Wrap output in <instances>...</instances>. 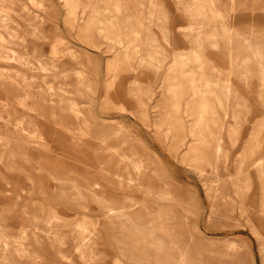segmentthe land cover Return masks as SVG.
<instances>
[{"label": "rangeland", "instance_id": "1", "mask_svg": "<svg viewBox=\"0 0 264 264\" xmlns=\"http://www.w3.org/2000/svg\"><path fill=\"white\" fill-rule=\"evenodd\" d=\"M213 2L0 0V264H264V0Z\"/></svg>", "mask_w": 264, "mask_h": 264}, {"label": "bare ground", "instance_id": "2", "mask_svg": "<svg viewBox=\"0 0 264 264\" xmlns=\"http://www.w3.org/2000/svg\"><path fill=\"white\" fill-rule=\"evenodd\" d=\"M210 1H212L213 2V0H210ZM199 3V2H198ZM214 3V2H213ZM198 5V4H197ZM233 9H234V7H233ZM52 95H53V93H52ZM76 110V109H75ZM78 112H80V111H78ZM77 114V113H76ZM203 119H206V117H203ZM205 121V120H204ZM204 121L203 122H201V123H204ZM208 121V120H207ZM206 121V123H209V122H207ZM208 125V124H207ZM209 144V143H208ZM218 147V146H217ZM218 149V148H217ZM220 150V149H219ZM151 190V189H150ZM130 203V202H129ZM107 214H108V216L110 217V216H115V217H117L118 219H120V221L122 222V223H124L125 221H126V218H127V212H126V210L124 209V208H122V207H107ZM106 214V213H105ZM52 216V215H51ZM53 217V216H52ZM48 218H50V217H48ZM53 218H55V216L53 217ZM111 218V217H110ZM49 220V219H48ZM53 223V222H52ZM35 224V223H34ZM33 224V225H34ZM36 224H37V222H36ZM142 224V223H141ZM39 225V224H38ZM37 226V225H36ZM36 226H34V227H36ZM37 227H39V226H37ZM52 231V230H51ZM35 232V231H34ZM53 232V231H52ZM57 232V231H56ZM33 233V232H32ZM48 233H50V232H48ZM47 233V234H48ZM3 234V233H2ZM26 234V233H25ZM55 234V233H54ZM57 234V233H56ZM59 234V233H58ZM23 235H24V233H23ZM50 235V234H49ZM6 236V235H5ZM5 236H3V237H5ZM54 236V235H53ZM18 237H20V236H18ZM59 237V236H58ZM22 238H23V236H22ZM22 238H20L21 240H22ZM57 238V237H56ZM55 238V239H56ZM20 239H18V240H20ZM16 240H17V238H16ZM23 240H24V238H23ZM37 240H38V238H37ZM36 240V241H37ZM1 241H2V239H1ZM52 241V240H51ZM55 241V240H54ZM57 241V240H56ZM55 241V242H56ZM15 242H17V241H15ZM20 242V241H19ZM53 242V241H52ZM59 241H57V243H58ZM61 242V241H60ZM1 243V242H0ZM3 243H4V245H7L8 244V242L6 241V239H5V241H3ZM21 243V242H20ZM143 245L140 247V249L138 250V252H139V254H141V255H143V256H145V257H147V258H151L153 255H154V250H161V251H163L164 253H165V255H166V257L165 258H162V257H158V260H157V263L156 264H169L168 263V261H169V259H170V257H172V253H171V248H170V243H169V241L164 237V236H159L158 238H156V239H151L150 237H148L147 239H145V240H143ZM23 245H24V243H22ZM16 245H18L19 246V244L17 243ZM17 246V247H18ZM20 246H21V244H20ZM25 246V245H24ZM87 245H82V244H80V245H78L77 247H76V250L77 251H81L82 249H84V248H87L86 247ZM0 247H2V246H0ZM16 247V248H17ZM22 247V246H21ZM8 248V247H7ZM3 251V249H1L0 248V251ZM7 250V249H6ZM5 249H4V252L6 251ZM2 253V254H0V255H2L3 257L5 256V253ZM7 259V258H6ZM1 263V262H0ZM18 264H21V263H18Z\"/></svg>", "mask_w": 264, "mask_h": 264}]
</instances>
